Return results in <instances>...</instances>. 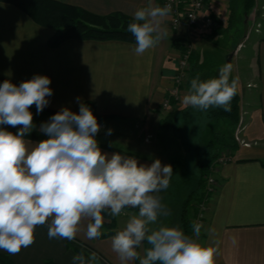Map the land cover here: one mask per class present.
<instances>
[{
	"label": "crops",
	"instance_id": "obj_1",
	"mask_svg": "<svg viewBox=\"0 0 264 264\" xmlns=\"http://www.w3.org/2000/svg\"><path fill=\"white\" fill-rule=\"evenodd\" d=\"M54 1L99 16L122 13L133 19L134 12L139 8L160 6V0ZM218 3L225 4L226 13H223L227 18L228 1L210 0L209 6H216ZM212 12L217 19V22H214L218 31V28L225 25V21L220 19L217 11ZM253 15L256 18L254 20L263 27L264 0H255L254 9L245 19L246 34L242 41H236L238 50L230 47L229 53V62L235 70L233 77L238 78L239 82L237 93L240 97V120L234 130L237 150L232 152L229 161L215 163L212 168V176L218 187L210 197L200 236L194 237L205 246L212 244L216 239L222 241L221 255L217 257L216 264H264V33L256 29L259 23L253 22ZM167 17L161 25L162 29L166 30V35L154 48L142 56H137L134 53L136 44L120 41L68 40L57 48H49L47 40L52 35L51 30L34 24L14 6L0 3V78L19 86L34 75L48 76L51 79L49 87L53 94L48 97L49 104L42 112L60 111L61 108L67 107L78 113L79 97L82 103L92 102L98 115L114 116L99 123L100 131L107 127V123L113 121H141L143 130L147 132L146 138L152 137V133H148L150 125L155 122L152 115H156L157 121L160 122L161 117L155 112L171 89V78L178 64L172 70L160 65L163 63L165 66L171 63V60L177 63L180 55V51L172 44L166 54L162 52L165 49V38L168 36L167 28H170ZM180 29L183 35L176 38L184 42H192L200 36L185 26ZM252 29L257 35L254 39L248 37ZM213 31L205 35L211 37ZM250 38L253 42V54L249 73H252V76L242 81L240 66L244 57L241 53L246 44L243 42L251 40ZM194 52L200 57L195 48ZM183 89L180 91L182 97L188 91ZM177 107L185 108L182 103H177ZM8 131L14 134L18 132ZM28 140L32 144L40 142ZM98 144L102 152L109 156L118 152L133 156L139 163L148 165L155 160L130 151L118 150L105 143ZM161 163L167 164L163 161ZM120 216L117 220L128 218L130 214L122 212ZM87 223V220L81 222L83 229H86ZM116 229L122 230L123 227L116 223ZM233 236L238 239L235 246L230 242ZM73 241L96 252L102 262L119 264L117 255L111 249V237L88 240L81 231ZM73 241L49 239L47 225L38 226L35 242L31 246L23 248L17 255H9L0 250V255L8 256L12 264H73L72 258L76 255L70 247V242ZM146 243L138 249L141 257L144 255ZM130 264H139V260Z\"/></svg>",
	"mask_w": 264,
	"mask_h": 264
},
{
	"label": "clouds",
	"instance_id": "obj_2",
	"mask_svg": "<svg viewBox=\"0 0 264 264\" xmlns=\"http://www.w3.org/2000/svg\"><path fill=\"white\" fill-rule=\"evenodd\" d=\"M171 5H149L137 9L127 31L135 37L134 53L142 56L166 35L163 19ZM233 65L219 68L218 78L201 80L197 73L182 104L206 112L210 108L231 111L237 95L238 78L232 77ZM51 79L34 75L19 86L10 80L0 84V125L21 126L15 134L0 127V250L17 255L35 242L38 226L47 225L49 239L73 241L84 232L88 240L102 235L104 217L119 216L125 208H136L126 226L111 236V249L119 264H216L222 241L203 245L186 235L179 226L161 224L158 218L171 215L157 193L166 190L173 175L170 164L155 159L141 164L133 156L103 153L95 139L101 125L90 107L80 102L79 112L63 107L42 123L40 131L48 139L32 144L26 139L35 127L30 108L37 114L49 104ZM111 134V129L108 130ZM87 220L86 229L81 222ZM195 237L202 224L193 221ZM149 247L143 257L138 249ZM233 246L237 237L230 238ZM73 264H99L100 257L83 249L73 256Z\"/></svg>",
	"mask_w": 264,
	"mask_h": 264
},
{
	"label": "trees",
	"instance_id": "obj_3",
	"mask_svg": "<svg viewBox=\"0 0 264 264\" xmlns=\"http://www.w3.org/2000/svg\"><path fill=\"white\" fill-rule=\"evenodd\" d=\"M209 1L210 0H204L205 3H209ZM227 1L228 16L226 18L225 25L223 24L224 26H221L220 30L218 31L215 29L211 37L217 33H224L236 23L245 25V19L249 16L250 12L255 6V0ZM0 3H6L14 6L15 8L22 11L26 16H28L34 24L51 30L52 35L47 40V45L49 48H57L68 40L120 41L136 44L135 37L127 31V26L129 23L133 22V18L125 16L122 13H111L105 16H99L89 13L83 9L54 0H0ZM210 16L217 22L216 16L213 14V12L210 14ZM172 45L177 48L181 54H183L185 52L184 46L187 45V42L183 43L182 40L176 38ZM232 47V49L237 47L236 43ZM188 64L189 66L187 72L189 74V79H187V81H190L195 78L197 71L200 70L201 63L199 55L192 51L191 55L189 56ZM4 81V79L0 78V84H2ZM182 87L183 84L179 86L180 89H182ZM187 87L188 89L190 88L189 85ZM165 100L168 101L167 106L172 110L160 120L159 125L165 131L179 132L180 129L182 130V127L188 125L192 108H178L177 101L172 96H170L169 92L166 95ZM84 104L90 107L98 122L114 118V116L98 115L95 112V107L92 102H84ZM47 112L54 115L58 111L48 110ZM208 114V117L214 121H217V123L222 122L226 124L227 127H237L240 120V97L238 93L231 101V111L226 112L222 108H215L209 110ZM234 130L235 129H233L230 134H222L220 136L216 135L212 139L203 142L201 146L197 147L199 150L195 152L197 156L201 155L198 159L199 161L197 160L195 165L197 171H193L195 185L193 189L189 188V194L186 195L185 200L181 203L180 210L176 214L177 219L175 221L176 226H179L186 235L191 236L193 239L195 237L192 227L194 218L193 215L194 212H196L197 205L203 198L206 183L205 178L211 174L212 168L220 157L222 151L225 150L228 152H235L237 150V144L234 138ZM26 138L41 141L48 139L49 137L27 134ZM217 141L219 142L217 143ZM177 173L179 177L176 176ZM175 176L176 178L183 177L181 172H179V170L177 171V168H173V175L171 177L169 187L166 190L157 193V195L161 197L164 194L171 193L169 189L172 190L171 185L175 179ZM177 185L187 186L189 183H178ZM123 211H130L138 214V209L136 208H125ZM102 215L104 217V224L101 229L102 235L100 238L104 239L113 236L119 230L116 229V216L110 215L108 210H105ZM106 221H108V223ZM70 247L76 254L83 249L86 258L91 252H93L90 248L74 241L70 242ZM147 247L148 245L146 244V248ZM0 264H12V262L8 256L0 255ZM45 264L53 263L46 262ZM99 264L106 263L100 260Z\"/></svg>",
	"mask_w": 264,
	"mask_h": 264
},
{
	"label": "rangeland",
	"instance_id": "obj_4",
	"mask_svg": "<svg viewBox=\"0 0 264 264\" xmlns=\"http://www.w3.org/2000/svg\"><path fill=\"white\" fill-rule=\"evenodd\" d=\"M205 4L207 5L208 10L207 12L206 11L204 12V15H208V14L210 15L212 11L214 10V13L216 11L218 12V15L220 16V19L222 21H226V17L224 16V13H226L225 4L218 3L216 4V6H211V7L209 6V3H205ZM222 8H223V11H222ZM253 17H251V19L253 20V22L257 23V21L254 20L256 18L255 17L253 18ZM167 20L170 21V18L167 17ZM260 25L261 23H259L256 26V29L259 30V32L262 31V33H264V26L261 27ZM218 30H220V28H218ZM246 31L247 30H245L244 25L240 23H236L229 30L225 31L222 34L217 33L213 37H209V35H204V36L198 35V37L192 40V42L187 43L191 46V49L193 52L195 48L200 54L201 65H200V70L197 71V73L200 74L201 80H207L209 78H214V77L218 78L219 68L227 63L226 62L227 56L231 52V49L233 48L232 46L235 45L237 40H241V41L243 40V36H245ZM257 34H260V33H257ZM167 35L168 36H166L165 38V49L162 51L163 54H166L168 52L167 50L169 46L173 43V41L176 39V36H182L183 32L180 28L174 31L170 27V28H167ZM256 36L257 35L253 29L250 31V34H248V37H251L253 39ZM183 43H186V42L183 41ZM243 43H246V44H245V49L241 53L242 56L244 57L243 59L244 61L242 60L241 66H240V72H241L240 75L242 77V81L252 76V73H249L251 72V70L249 69L250 67L249 63L251 61V58H252L251 56L253 54L252 53V44H253L252 39L251 40L248 39L247 42L245 41ZM184 47L186 51L187 48L186 46ZM230 47L232 48L230 49ZM181 56L182 54L180 53L177 63L174 62L175 60H171L170 61L171 63H167L165 66H163V63H161L160 67L161 66L166 67V68H169L170 70L176 68V65L179 64V60ZM176 70H174V72ZM234 72L235 70L233 69L232 77L234 76ZM187 76L189 79L188 72H187ZM171 79L173 80V77ZM190 81L189 80L183 81L182 89L184 88L183 89L184 91L188 90L187 86L188 85L190 86L189 84ZM180 91L181 89L178 90L179 95H178L177 103H182L181 102L182 96H181ZM165 101L166 100L163 101L162 105L155 112L160 115L161 119L165 117V115L171 112L172 110L170 109V107L164 106ZM211 109H215V108H210L209 110ZM209 110H207L206 112H200L199 110L192 108V112L190 113V116H189L188 125H186L185 127H182V130L180 129L179 132L165 131L164 129L160 127L159 122L157 121L156 115H152V118H155V122H153L152 125H150V129L148 132V133H152V137L146 138L147 132L143 130L144 126L142 127L141 121L130 122V121H120V120L107 123V127L104 130L99 131L95 137V139L98 142L105 143L109 145L110 147L116 148L118 150L130 151L132 153H135L143 157L159 159L167 164H170L173 168H177V171L179 170V172H181V174L183 175V177L181 178H176V176L179 177V175L178 173L177 175L175 174L176 175L175 179L173 180V183L171 185L172 190L169 189L171 193L164 194L163 196H161L162 203L165 204L168 209H170L171 215L168 217L158 218L157 223L154 225H151V227L153 228H156L160 226L161 224L167 225V226H176V222H175L177 219L176 214L180 210V205L185 200L186 195L189 194L188 193L189 188L193 189L195 185L194 184L195 177H194L193 171L194 170L197 171L195 165L197 163V160L201 156V155L197 156V154H195V152L199 150L197 149V147L201 146L203 142L212 139L216 135L220 136L222 134H228V133L230 134L233 131V129H236V127L235 128H233V126L227 127L226 124L222 122L217 123V121H214L213 119L209 118L208 117ZM30 111L33 113V124L35 126L30 133L47 136L46 133H43L40 131V126L42 123L48 122L49 118L53 114L48 113V112L47 113L40 112L39 114H37L35 105H33L30 108ZM0 127L6 129L7 131L8 130L19 131V128L21 126L12 127L9 125H0ZM109 129H111L110 135L108 134ZM218 142L219 141H217V143ZM222 154H228V157L230 158L232 155V152L230 151L228 152L224 150L222 151L221 155ZM212 171H211V174L207 178H205V180H207L209 177H212ZM178 183L179 184L189 183V185L187 186L177 185ZM205 186H206V183H205ZM204 196H205V189H204L202 199H206L204 198ZM122 212H126L127 214H130V216L133 214H136L130 211H122ZM195 214L196 212H194V215H193L194 218H195ZM120 215L116 217L117 218L121 217ZM117 218H116L117 225L119 227L124 228L126 226L128 218H120L118 220ZM194 218H193V221H194Z\"/></svg>",
	"mask_w": 264,
	"mask_h": 264
},
{
	"label": "built area",
	"instance_id": "obj_5",
	"mask_svg": "<svg viewBox=\"0 0 264 264\" xmlns=\"http://www.w3.org/2000/svg\"><path fill=\"white\" fill-rule=\"evenodd\" d=\"M171 5V14L169 15L170 27L172 30H178L180 27L185 26L188 30H191L194 34L199 33L205 35L210 33L212 30H215L216 24L214 19L208 14L204 15V12H207V5L204 0H160V6ZM187 50L182 54L178 68L173 74L172 87L169 90L170 96H172L176 101H178V90L179 86L183 84V81L188 79L187 70H188V60L189 55L192 52L191 46L186 45ZM168 105V101H165L164 106ZM245 145V144H244ZM247 147V145H245ZM228 154H222L218 158V163H225L229 161ZM216 162V163H217ZM217 183L214 180L213 176L209 177L206 180L205 186V196L201 202L197 205L196 214L194 221L200 224H204L205 215L208 209V203L210 197L214 194L217 189ZM209 199V200H208Z\"/></svg>",
	"mask_w": 264,
	"mask_h": 264
},
{
	"label": "water",
	"instance_id": "obj_6",
	"mask_svg": "<svg viewBox=\"0 0 264 264\" xmlns=\"http://www.w3.org/2000/svg\"><path fill=\"white\" fill-rule=\"evenodd\" d=\"M230 57H231V54L227 56V60H226L227 63H229Z\"/></svg>",
	"mask_w": 264,
	"mask_h": 264
}]
</instances>
